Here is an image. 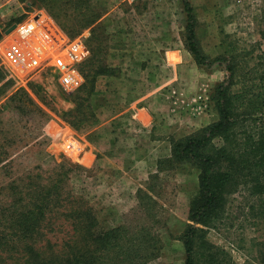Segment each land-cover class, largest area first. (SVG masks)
Returning a JSON list of instances; mask_svg holds the SVG:
<instances>
[{
    "label": "rangeland",
    "instance_id": "1",
    "mask_svg": "<svg viewBox=\"0 0 264 264\" xmlns=\"http://www.w3.org/2000/svg\"><path fill=\"white\" fill-rule=\"evenodd\" d=\"M190 3L197 42L204 55L209 61L218 56L235 60L238 82L231 91L241 92L243 81L259 87L257 75L262 72L259 64L264 60V0H190ZM93 20V25L76 35L78 27ZM33 21L56 29L68 43L81 41L87 50L83 59L74 63L82 77L80 86L74 90L66 89L60 82L55 66L18 74L0 59V107L6 108L8 98L23 90L47 114V119L39 123L40 116L32 111L4 110L3 119L15 123L11 132L18 136L15 147L8 149L16 160L14 172L34 165L47 170L60 164L74 168L69 189L89 201L99 228L123 225L128 235L146 232L158 247L149 264H183L180 237L193 224L189 215L199 195V169L183 161L167 160L171 158L172 141H179L218 119L212 95L227 79L225 67L199 66L187 51L182 0H0V42L15 39L16 26ZM161 47L182 52V58L175 61L179 63L180 78L165 84L162 82L167 76L143 77L139 73L132 76L136 70L161 68L162 60L154 55V49ZM144 48L140 61L125 53ZM87 74L88 80H92V75L95 77V90L90 96L95 123H84L74 129L63 121L71 117L63 116L74 109L76 96L86 97L79 90ZM159 90L164 100H169L170 105L173 101L177 107L167 108L163 96L157 103L151 101L149 105L156 104L158 117L151 128L138 131L122 115L112 123L110 135L107 124L103 130L96 129L126 111V103L132 96L138 97L140 91L155 98L160 97ZM199 97L205 99L200 100L206 104L203 110H197L195 105ZM165 110L169 113L167 124L173 129L171 134H165L159 127L167 119ZM83 111L90 112L87 108ZM256 117L258 121L251 126L264 127L261 113ZM213 143L218 147L222 141L216 138ZM7 179L0 171V182ZM139 190L148 193L155 204L149 208ZM197 227L204 235L196 239V264H264L260 199L247 189L240 188L227 195L220 212L209 215ZM69 230L68 226H62L51 234L45 231V239L56 243L58 249L61 240L68 238Z\"/></svg>",
    "mask_w": 264,
    "mask_h": 264
},
{
    "label": "trees",
    "instance_id": "2",
    "mask_svg": "<svg viewBox=\"0 0 264 264\" xmlns=\"http://www.w3.org/2000/svg\"><path fill=\"white\" fill-rule=\"evenodd\" d=\"M182 6L186 15L184 45L195 63L207 67L222 65L228 73L212 95L218 119L179 141H172L171 158L167 160L183 161L199 169V195L189 215L193 224L180 237L183 264H196V239L204 235L197 224L219 213L227 195L240 188L247 189L260 199V213L264 217V127L251 126L258 121V113L264 118V60L259 64L262 71L257 75L259 87L243 81L242 91L233 93L231 88L238 82L235 60L218 56L209 61L197 42L190 0H182ZM93 23L94 20L88 21L78 27L76 35ZM83 78L79 91L86 97L76 96L74 109L63 116L71 117L63 121L74 129L84 123H95L90 102L95 77L92 75V80H88L87 74ZM85 108L90 110L88 114L84 113ZM5 109L32 111L40 116L39 123L47 119V114L23 90L8 98L6 108L0 107V171L8 176L6 182H0V264H149L155 259L158 247L145 231L137 236L128 235L123 225L99 228L89 201L69 189L74 168L60 164L47 170L34 165L14 172L16 160L8 149L15 147L18 136L11 132L15 123L3 119ZM216 138L222 141L218 147L213 143ZM138 194L147 199L149 208L155 204L148 193L139 190ZM62 226L70 228L69 235L57 249L56 243L45 239V231L51 234Z\"/></svg>",
    "mask_w": 264,
    "mask_h": 264
},
{
    "label": "built area",
    "instance_id": "3",
    "mask_svg": "<svg viewBox=\"0 0 264 264\" xmlns=\"http://www.w3.org/2000/svg\"><path fill=\"white\" fill-rule=\"evenodd\" d=\"M15 31V39L0 42V59L11 72L32 73L55 66L66 89L74 90L80 86L82 77L74 68V63L81 61L86 53L80 42L68 43L56 29L34 21L16 26ZM200 100L205 101L200 97L197 99V110L206 106Z\"/></svg>",
    "mask_w": 264,
    "mask_h": 264
},
{
    "label": "crops",
    "instance_id": "4",
    "mask_svg": "<svg viewBox=\"0 0 264 264\" xmlns=\"http://www.w3.org/2000/svg\"><path fill=\"white\" fill-rule=\"evenodd\" d=\"M79 42L84 47V49L87 50V47H85V45L83 43H81V41H79ZM154 50H155L154 55H158L159 56L158 58L160 60H162V62H163L162 67L156 68L155 66L151 65V66L155 67V69H149L147 71L136 70L135 74H133L132 76H136L137 73H139L138 74L139 76H143V77H145V76L149 77L151 75H152V77H154V75L167 76L168 78H165V80H163L162 83H165V82L170 83L176 77L179 79L180 78V73H179L180 69L178 67L179 63H175V61L177 60L178 57H179V59L182 58V56H183L182 52L178 51L177 49L172 48V47H166V48L161 47L160 49L155 48ZM145 51H146V49L144 48L141 51H135L136 53H133L134 52L133 50L125 51V53L127 52L126 53L127 57L134 58V59L138 58L140 61L143 59L142 56H144L143 54ZM138 59H136V60H138ZM140 65H142V64L140 63ZM159 69H162V71ZM159 72H162V73H159ZM129 76H131V75H129ZM128 84H130V83H128ZM130 89L131 88H127V90H130ZM155 90H157V89H155ZM155 92H157V91H155ZM159 93H160L159 94L160 97L155 95V98L154 97L151 98V97H149L150 94L146 93V94L142 95V92L140 91L138 94V97L132 96L131 99L129 100V102L126 103L127 104L125 106L127 108L126 111H124L123 113H120L116 116L111 117L105 123L99 124V126H97L96 129L97 130H99V129L103 130L106 126L105 124H107L108 126H110L108 128L109 135H110L113 131L112 123L115 121V119L121 117L122 115L126 116L127 121H129V123L132 124V126L138 131H140L142 129L151 128V124L154 123L158 117L155 115L156 114V110H155L156 104L151 107V105H149V103L151 101H155L156 103L158 102V100L161 101L160 98H161V96H163V94L161 93V90H159ZM162 101L165 102L167 108L172 106L173 108L176 109V107H177L176 105H174L173 101H172L173 104L170 105L169 100L168 101L164 100V96H163ZM165 111H167V112H166V115L164 117H167V115L169 113H168V110H165ZM168 120H170V119L167 117V119L163 123V125L159 126L165 134H166V132H168L167 134H171L173 132V129L170 128L171 126L168 127V124H167ZM193 122L194 121H192V123ZM186 129H188V128H186ZM167 137L168 136H165V138H167Z\"/></svg>",
    "mask_w": 264,
    "mask_h": 264
}]
</instances>
